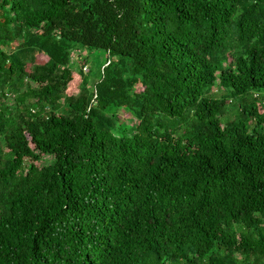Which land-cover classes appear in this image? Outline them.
<instances>
[{"label": "trees", "instance_id": "obj_1", "mask_svg": "<svg viewBox=\"0 0 264 264\" xmlns=\"http://www.w3.org/2000/svg\"><path fill=\"white\" fill-rule=\"evenodd\" d=\"M0 264H264V0H0Z\"/></svg>", "mask_w": 264, "mask_h": 264}, {"label": "rangeland", "instance_id": "obj_2", "mask_svg": "<svg viewBox=\"0 0 264 264\" xmlns=\"http://www.w3.org/2000/svg\"><path fill=\"white\" fill-rule=\"evenodd\" d=\"M83 58L88 59V71L83 69V72L88 74L90 80L89 85L92 87L99 79L102 65H104L108 59H113V57L103 51L90 52L86 49H82L79 52L76 51L72 54V64L76 70L81 68V62L83 61ZM122 117H124V115H122ZM127 117L128 115L125 114V118ZM126 121L127 120H125L124 123H126ZM47 160H50V158L48 157Z\"/></svg>", "mask_w": 264, "mask_h": 264}, {"label": "built area", "instance_id": "obj_3", "mask_svg": "<svg viewBox=\"0 0 264 264\" xmlns=\"http://www.w3.org/2000/svg\"><path fill=\"white\" fill-rule=\"evenodd\" d=\"M83 69H84L85 71H88V68H87V66H85Z\"/></svg>", "mask_w": 264, "mask_h": 264}]
</instances>
